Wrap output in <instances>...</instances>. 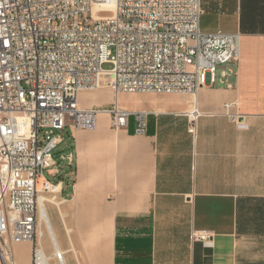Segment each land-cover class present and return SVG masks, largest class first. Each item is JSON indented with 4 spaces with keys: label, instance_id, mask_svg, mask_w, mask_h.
<instances>
[{
    "label": "crops",
    "instance_id": "1",
    "mask_svg": "<svg viewBox=\"0 0 264 264\" xmlns=\"http://www.w3.org/2000/svg\"><path fill=\"white\" fill-rule=\"evenodd\" d=\"M200 30L240 36L227 85L119 93L120 109L144 113L143 134L134 117L115 130L104 113L93 130L60 132L46 172L61 183L65 239L51 230L64 263L264 264V0H202ZM114 102L111 88L78 97L84 110ZM193 231L212 232L211 245Z\"/></svg>",
    "mask_w": 264,
    "mask_h": 264
},
{
    "label": "built area",
    "instance_id": "2",
    "mask_svg": "<svg viewBox=\"0 0 264 264\" xmlns=\"http://www.w3.org/2000/svg\"><path fill=\"white\" fill-rule=\"evenodd\" d=\"M201 16L202 0H0V264H17L21 244L31 245L30 264H65L47 214L51 204L60 215L61 183L40 177L67 126L93 130L104 113L115 130L134 117L143 134L144 113L120 109L119 93L196 95L229 83L240 36L203 33ZM104 87L111 108H79L81 92ZM186 116L195 135L200 113ZM190 238L211 245L213 233Z\"/></svg>",
    "mask_w": 264,
    "mask_h": 264
},
{
    "label": "rangeland",
    "instance_id": "3",
    "mask_svg": "<svg viewBox=\"0 0 264 264\" xmlns=\"http://www.w3.org/2000/svg\"><path fill=\"white\" fill-rule=\"evenodd\" d=\"M102 68L103 69H110L111 66L109 64H105V65H103ZM104 88H106V87H104ZM40 179H46V180L54 181L48 175V172H44L43 176L40 177ZM41 196L45 197L46 195L45 194H41ZM47 213H48L49 223H50L51 228L53 229L55 235L56 234H60L61 238L65 239V233H64V231H62L61 218L59 216V212L56 210V208L53 205L47 204ZM41 229H42V232H43L44 250H46L47 253H50L52 251V247L49 244L47 233H46L44 227L41 228ZM29 250H30L29 246H18L16 248V257H17V259L19 261L25 262L27 264L28 260L30 258V251ZM51 264H56V263H55L54 260H52ZM65 264H73V262L69 261L67 263L65 262Z\"/></svg>",
    "mask_w": 264,
    "mask_h": 264
},
{
    "label": "bare ground",
    "instance_id": "4",
    "mask_svg": "<svg viewBox=\"0 0 264 264\" xmlns=\"http://www.w3.org/2000/svg\"><path fill=\"white\" fill-rule=\"evenodd\" d=\"M41 201H42V199L40 198V199H39V207H40V208L42 207Z\"/></svg>",
    "mask_w": 264,
    "mask_h": 264
}]
</instances>
